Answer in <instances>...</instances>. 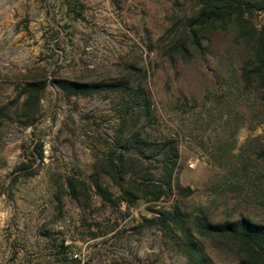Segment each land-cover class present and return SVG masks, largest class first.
<instances>
[{
  "label": "rangeland",
  "instance_id": "rangeland-1",
  "mask_svg": "<svg viewBox=\"0 0 264 264\" xmlns=\"http://www.w3.org/2000/svg\"><path fill=\"white\" fill-rule=\"evenodd\" d=\"M194 7L195 0H0V105L15 111L0 129V264H80L69 252L86 243L83 264H188L163 228L144 220L175 203L213 221H264V167L256 166L264 100L241 87L231 35L210 33L207 52L187 60L165 53L174 24ZM251 18L264 23V13ZM130 63L140 67L130 70L143 79L155 113L139 127L143 136L176 139L174 184L189 186L187 196L174 186L156 201L112 205L92 187V163L108 151L123 96L67 99L53 81L117 78ZM34 77L47 86L35 119L23 124L20 93ZM153 158L145 163L160 177V156ZM71 177L85 189L72 192ZM205 247L216 262L233 261L226 250Z\"/></svg>",
  "mask_w": 264,
  "mask_h": 264
},
{
  "label": "trees",
  "instance_id": "trees-1",
  "mask_svg": "<svg viewBox=\"0 0 264 264\" xmlns=\"http://www.w3.org/2000/svg\"><path fill=\"white\" fill-rule=\"evenodd\" d=\"M255 12L264 13V0H195L193 12L184 14L174 24L171 30L174 37L166 46L165 53L171 61L176 55L185 60L194 52L204 55L208 50L210 33H228L241 54L237 67L241 87L246 92L253 90L256 98L264 100V23L253 22L251 16ZM127 68L129 70L117 78L75 80L56 77L53 81L67 99L100 91L120 92L123 96V117L114 138L109 141L108 151L92 163V187L112 205H118L120 201L132 204L138 199L156 201L171 194L174 186L187 196L192 191L189 186L174 184L179 159L176 139L143 136L145 131L139 123L142 118L143 127L151 123L155 115L153 99L139 73L130 70L134 68L142 72L140 67L130 63ZM142 76L145 77V72ZM46 86L44 77L25 81L20 93L24 95L19 106V117L24 118H19L21 123L27 124L35 119ZM12 112L15 113L7 105H0V129L4 121L14 120ZM154 155L160 156V177H156L145 163L149 159L154 160ZM37 156L42 157L41 150ZM260 165L264 167V140L256 157V166ZM33 173L28 171L27 174ZM104 178L117 188L118 194L109 188ZM68 186L75 192L77 187L85 189L86 185L82 180L71 177ZM200 210L193 214L175 203L158 209L157 217L144 220L161 226L167 239L186 256L188 264H264V221L245 215L213 221L203 209ZM205 242L229 252L233 261L216 262L207 252Z\"/></svg>",
  "mask_w": 264,
  "mask_h": 264
},
{
  "label": "built area",
  "instance_id": "built-area-1",
  "mask_svg": "<svg viewBox=\"0 0 264 264\" xmlns=\"http://www.w3.org/2000/svg\"><path fill=\"white\" fill-rule=\"evenodd\" d=\"M91 254V247L84 244L81 248L69 252V258L77 263L83 264L85 259Z\"/></svg>",
  "mask_w": 264,
  "mask_h": 264
}]
</instances>
